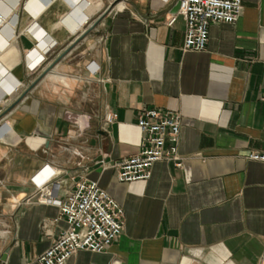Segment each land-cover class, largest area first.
Masks as SVG:
<instances>
[{
    "label": "crops",
    "instance_id": "1",
    "mask_svg": "<svg viewBox=\"0 0 264 264\" xmlns=\"http://www.w3.org/2000/svg\"><path fill=\"white\" fill-rule=\"evenodd\" d=\"M70 1L36 15L21 4L0 25V264H39L66 221L38 186L61 182L64 200L81 179L122 206L123 229L66 264H264V162L248 159L264 152V0L211 24L203 51H184L181 17L168 25L177 0H87L83 25L86 0ZM150 108L181 115L182 165L158 161L147 180L119 183L116 163L140 150L137 119Z\"/></svg>",
    "mask_w": 264,
    "mask_h": 264
},
{
    "label": "built area",
    "instance_id": "2",
    "mask_svg": "<svg viewBox=\"0 0 264 264\" xmlns=\"http://www.w3.org/2000/svg\"><path fill=\"white\" fill-rule=\"evenodd\" d=\"M30 0H17L9 6L8 12L0 11V25L5 24L6 13L11 15L14 9L22 7L38 14L41 9L50 6L55 0H37L40 4L34 14L28 8ZM66 1L72 8L74 3ZM178 7L169 16L168 25H172L178 17L184 21V51H203L208 41L209 26L213 23H234L242 10V0H177ZM88 2L81 7L80 23L87 24L90 18L85 10ZM14 14L11 16V18ZM35 25V26H34ZM34 23L28 28L33 31ZM14 35V31H10ZM43 35L38 36L41 40ZM53 46L52 41L48 42ZM46 47L45 53L49 50ZM37 61L38 55L34 57ZM44 57L38 65L43 63ZM89 73L95 76L99 67L94 62L87 65ZM21 83L14 90L20 87ZM116 120L115 113L104 117L107 124ZM73 124L76 122L73 121ZM181 125L179 113L157 108L144 109L138 119L137 127L142 133L140 150L116 163V179L119 183L145 181L151 175V168L158 161L172 162L181 167L182 159L178 153V141ZM248 159L264 162V152H252ZM61 182L47 180L38 186L39 200L54 204L66 221V227L60 232L52 245L37 257L39 264H66L76 251L87 250L100 253L108 249L118 238L123 229L124 212L122 206L96 181L81 179L68 191L64 200L57 198Z\"/></svg>",
    "mask_w": 264,
    "mask_h": 264
},
{
    "label": "water",
    "instance_id": "3",
    "mask_svg": "<svg viewBox=\"0 0 264 264\" xmlns=\"http://www.w3.org/2000/svg\"><path fill=\"white\" fill-rule=\"evenodd\" d=\"M116 5V1L112 2L107 9L102 13V15L86 30L84 31L77 39H80L82 37H84L85 35H87L90 31H92L98 24L99 22L114 8V6ZM177 5L175 6V10L177 9ZM53 68V63H51L44 71L43 73L36 79V81H38L39 79H41L45 74H47L48 72H50ZM27 91L24 92V94L21 97H24L25 93ZM5 257V255L3 256V258Z\"/></svg>",
    "mask_w": 264,
    "mask_h": 264
},
{
    "label": "bare ground",
    "instance_id": "4",
    "mask_svg": "<svg viewBox=\"0 0 264 264\" xmlns=\"http://www.w3.org/2000/svg\"><path fill=\"white\" fill-rule=\"evenodd\" d=\"M89 1H87L86 0V2H82V5L80 6V7H84L87 3H88ZM90 3V2H89ZM28 4V3H27ZM38 6V5H37ZM30 9H32V11H33V13L34 14H36L35 12L38 10V9H40V7H32V8H30ZM44 41H45V43H47V41L48 40H45L44 39ZM50 41V40H49ZM48 41V42H49ZM39 47H41V49H43V50H45L46 49V47L44 46V42H42V43H40V45H39ZM38 55V59H37V61H36V59L34 58V61H35V65L34 66H37L38 65V62H40L41 60H42V58H43V55L42 54H40L39 52H36V54H35V56L34 57H36Z\"/></svg>",
    "mask_w": 264,
    "mask_h": 264
},
{
    "label": "rangeland",
    "instance_id": "5",
    "mask_svg": "<svg viewBox=\"0 0 264 264\" xmlns=\"http://www.w3.org/2000/svg\"><path fill=\"white\" fill-rule=\"evenodd\" d=\"M119 3H117L116 5H118ZM51 61V59H48V60H46V62H44V67L46 68L47 67V65H48V63ZM53 69V68H52Z\"/></svg>",
    "mask_w": 264,
    "mask_h": 264
}]
</instances>
